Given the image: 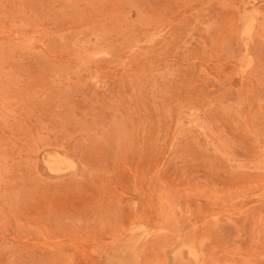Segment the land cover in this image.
<instances>
[{"label": "rangeland", "instance_id": "rangeland-1", "mask_svg": "<svg viewBox=\"0 0 264 264\" xmlns=\"http://www.w3.org/2000/svg\"><path fill=\"white\" fill-rule=\"evenodd\" d=\"M176 260L264 264V0H0V264Z\"/></svg>", "mask_w": 264, "mask_h": 264}, {"label": "bare ground", "instance_id": "bare-ground-1", "mask_svg": "<svg viewBox=\"0 0 264 264\" xmlns=\"http://www.w3.org/2000/svg\"><path fill=\"white\" fill-rule=\"evenodd\" d=\"M243 6H244V5H243ZM243 6H242V7H243ZM76 9H77V8H76ZM243 9H245V8H243ZM252 11H253V10H252ZM244 12H245V10L243 11V14H244ZM250 12H251V10H250ZM250 12L247 11V13H250ZM253 13H255V12H253ZM243 14H242V15H243ZM255 14H256V13H255ZM255 14H254V16H255ZM246 15H248V14H246ZM250 16L253 17V15H250ZM243 17H244V16H243ZM243 17H242V18H243ZM151 18L154 20L153 17H151ZM244 19H245V18H244ZM251 19H252V18H251ZM253 19H254V18H253ZM242 20H243V19H242ZM252 22H253V21H252ZM252 22H251V23H252ZM248 23H249V25H250V22H248ZM246 24H247V23H246ZM246 26H248V25H246ZM244 27H245V26H244ZM249 27H250V26H249ZM246 29H247V28H246ZM244 30H245V29H244ZM250 31H251V30H249V32H250ZM241 32H242L241 34H244V31H243V30H242ZM246 32H247V34L249 35L248 31H246ZM118 35H119V34H118ZM118 35H116V36H118ZM245 35H246V33H245ZM249 36H250V35H249ZM247 58H248V57H247ZM247 60H248V59H247ZM249 60H250V59H249ZM249 60L247 61L246 64L244 63V64H245V67H247V66L250 65V64H249ZM247 64H248V65H247ZM246 65H247V66H246ZM241 68L244 69V67H241ZM249 133H250V132H249ZM58 157H59V156H57V158H56L57 160H58ZM54 158H55V157H54ZM54 158L52 157V161H53ZM59 159H60V158H59ZM49 161H50V158H49ZM59 161H60V160H58V163H59ZM67 161H68V160H67ZM55 162H56V161H55ZM46 163H49V162H48V159H47ZM53 164H54V163L51 164V167H53ZM62 164H63V163L61 162V163H60V168H61V165H62ZM64 164H65V166L68 165L67 162L64 163ZM64 164H63V165H64ZM66 164H67V165H66ZM47 165H48V164H47ZM63 165H62V166H63ZM48 166H50V164H49ZM57 166H59V165H57ZM54 167H55V166H54ZM54 167H53V169L56 168V167H55V168H54ZM49 168H50V167H49ZM58 169H59V168H58ZM56 170H57V169H56ZM56 170H55V171H56ZM53 171H54V170H53ZM144 228H145V226H144ZM140 229H142V227H140ZM146 229H147V228H146ZM146 229H145L144 232H146ZM147 232H148V231H147ZM149 232H150V230H149ZM130 234H133V233H130ZM144 234L146 235V233H144ZM137 235H138V234H137ZM140 235L142 236L143 234L141 233ZM134 236H136V235H134ZM130 238H131V237H130ZM132 238H133V237H132ZM134 239H135V238H134ZM129 240L131 241L132 239H129ZM134 241H135V240H134ZM134 241H133V242H134ZM137 242H138V241H137ZM127 243H128V242H127ZM187 243H188V242H187ZM182 244H183V242H182ZM182 244H181V246H182ZM184 244H185V242H184ZM189 244H190V243H188V247H189ZM192 244H193V243H192ZM124 245H125V243H124ZM126 245H127V244H126ZM129 245H130V244H129ZM177 245H178V244H177ZM179 245H180V243H179ZM127 246H128V245H127ZM127 246H126V247H127ZM130 246H131V245H130ZM130 246H129V247H130ZM193 246H194V244H193ZM134 247H136V246H134ZM178 247H179V246H178ZM182 247H183V246H182ZM186 247H187V245H186ZM188 247H187V248H188ZM191 247H192V246H191ZM194 248H196V247H194ZM176 249H178V248H176ZM176 249L174 248V250H176ZM188 249H189V248H188ZM121 250L123 251V248H122V247H121ZM197 250H199V249H196V252H197ZM177 251H178V250H177ZM193 251H194V250H193ZM120 253H121V252H120ZM194 253H195V251H194ZM189 254H191V253H189ZM198 254H199V253H198ZM125 255H126V253H125ZM125 255H123V256H125ZM196 256H197V255H196ZM171 257H172V256H171ZM191 257H192V256H191ZM172 259H173V258H172ZM174 261H175V259H174ZM179 261H180V260H179ZM179 261H178V262H179ZM175 263L178 264V263H177V260H176ZM196 263H198L197 260H195V264H196Z\"/></svg>", "mask_w": 264, "mask_h": 264}]
</instances>
